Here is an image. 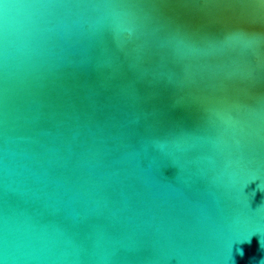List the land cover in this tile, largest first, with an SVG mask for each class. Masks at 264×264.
Here are the masks:
<instances>
[{
	"label": "water",
	"instance_id": "water-1",
	"mask_svg": "<svg viewBox=\"0 0 264 264\" xmlns=\"http://www.w3.org/2000/svg\"><path fill=\"white\" fill-rule=\"evenodd\" d=\"M255 3L0 0V264H229L264 234Z\"/></svg>",
	"mask_w": 264,
	"mask_h": 264
},
{
	"label": "snow or ice",
	"instance_id": "snow-or-ice-1",
	"mask_svg": "<svg viewBox=\"0 0 264 264\" xmlns=\"http://www.w3.org/2000/svg\"><path fill=\"white\" fill-rule=\"evenodd\" d=\"M131 6H145V5L143 3H134ZM249 6L250 7H264V0H256L255 4H250ZM232 35L240 39H251L250 37L242 33H233ZM253 183L256 185V188L258 190L264 191V173H260L255 169H250L247 172H245L240 178V184H239L238 191H239L241 200L245 202L248 207L255 209V208L260 207L262 204L257 207H252L251 201L254 196V192L246 190L248 189L249 185ZM254 236H258L259 240L264 239V234L253 231L250 234H246L233 242L232 255L229 260V264H238L237 257H240L241 249L244 247L245 244L250 243Z\"/></svg>",
	"mask_w": 264,
	"mask_h": 264
},
{
	"label": "clouds",
	"instance_id": "clouds-1",
	"mask_svg": "<svg viewBox=\"0 0 264 264\" xmlns=\"http://www.w3.org/2000/svg\"><path fill=\"white\" fill-rule=\"evenodd\" d=\"M241 255H243V253H241ZM261 264H264V259L261 260Z\"/></svg>",
	"mask_w": 264,
	"mask_h": 264
}]
</instances>
